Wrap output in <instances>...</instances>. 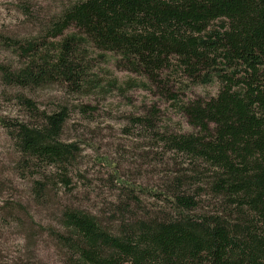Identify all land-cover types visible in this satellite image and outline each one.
<instances>
[{
    "label": "trees",
    "instance_id": "1",
    "mask_svg": "<svg viewBox=\"0 0 264 264\" xmlns=\"http://www.w3.org/2000/svg\"><path fill=\"white\" fill-rule=\"evenodd\" d=\"M43 30V42L0 38L21 59L0 66L5 87L107 95L117 87L94 77V51L117 56L134 72L175 65L198 85H219L209 100L178 105L191 133L158 138L186 165L161 198L154 195L160 211L148 213L127 198L109 229L87 212L62 213L55 238L67 264H264V0H78ZM17 99L28 120L0 119V126L43 202L52 183L45 171L54 169L68 185L80 147L61 141L65 106L40 112Z\"/></svg>",
    "mask_w": 264,
    "mask_h": 264
},
{
    "label": "rangeland",
    "instance_id": "2",
    "mask_svg": "<svg viewBox=\"0 0 264 264\" xmlns=\"http://www.w3.org/2000/svg\"><path fill=\"white\" fill-rule=\"evenodd\" d=\"M78 0H0V38L26 42L44 40L43 29L62 7ZM73 29H69L72 31ZM67 33V32H66ZM88 48L86 45L82 49ZM0 46V66L21 63L19 53ZM91 53V52H90ZM94 77L113 83L107 95L81 97L58 86L19 90L5 87L0 79V119L28 120L18 96L42 112L69 110L61 141L75 142L80 155L60 182L56 171L44 201H36L31 177L20 171L11 141L0 126V264H67L68 254L55 235L62 232L61 215L78 209L113 228V211L127 198L148 213L163 207L159 198L173 182L176 171L186 168L182 158L165 152L158 138L163 134L192 132L177 109L181 103L206 101L216 96L217 83L198 85L175 65L153 74L131 71L111 53L92 52ZM148 120L154 130L137 125ZM202 198V197H199ZM204 210L208 199L200 200ZM134 209V205L130 206Z\"/></svg>",
    "mask_w": 264,
    "mask_h": 264
}]
</instances>
